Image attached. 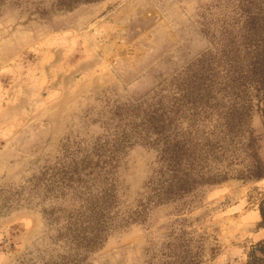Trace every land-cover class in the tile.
Masks as SVG:
<instances>
[{
  "label": "rangeland",
  "instance_id": "1",
  "mask_svg": "<svg viewBox=\"0 0 264 264\" xmlns=\"http://www.w3.org/2000/svg\"><path fill=\"white\" fill-rule=\"evenodd\" d=\"M263 76L264 0H0V264H167L181 247L247 264L264 240ZM137 108H172L204 184L126 223L159 169ZM122 131L111 165L83 168Z\"/></svg>",
  "mask_w": 264,
  "mask_h": 264
},
{
  "label": "trees",
  "instance_id": "2",
  "mask_svg": "<svg viewBox=\"0 0 264 264\" xmlns=\"http://www.w3.org/2000/svg\"><path fill=\"white\" fill-rule=\"evenodd\" d=\"M58 7L63 9H71L79 4L95 3L103 0H56ZM263 92L261 93V103L264 100V76L258 81ZM137 106V105H136ZM130 111V108H127ZM138 110L142 113L140 116V122L138 125L139 134L141 137L154 136V143L152 144L158 151V163L159 169L154 172V176L148 182V188L150 191L148 197V203L141 205L139 211H136L134 215L127 219L126 223L135 222L139 220V217L147 211L151 206L172 202L181 199L183 196L193 192L197 188L203 186V172L197 171L198 163L196 158L192 156V153L188 149V141L184 139H176L171 131V124L173 119L171 117V110L159 108L153 110H139L131 109L133 111ZM249 111V110H247ZM246 111V112H247ZM260 116L264 125V105H261ZM123 136V138H122ZM120 140H115L114 148L106 152L102 146L94 147L91 151V155L84 157L81 162L82 166L88 167L93 162L94 156L97 159H101L103 153H109L106 157V161L102 162V165H111L112 157L115 154L117 145H121L122 140L125 139V133L119 134ZM108 159V160H107ZM95 166H99L96 163ZM258 177L259 174L252 175ZM214 182V181H213ZM264 204L262 203L259 209L261 223L264 225ZM99 237L90 239L88 245L93 247ZM180 248L179 254L173 256V261L167 264H196V257L192 256L189 250H182ZM247 264H264V240L254 246L248 256Z\"/></svg>",
  "mask_w": 264,
  "mask_h": 264
}]
</instances>
